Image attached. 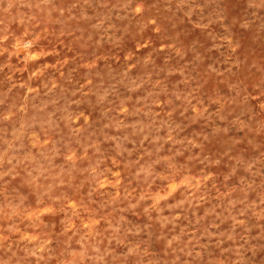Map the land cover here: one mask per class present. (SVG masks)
Wrapping results in <instances>:
<instances>
[{
    "label": "rangeland",
    "instance_id": "1",
    "mask_svg": "<svg viewBox=\"0 0 264 264\" xmlns=\"http://www.w3.org/2000/svg\"><path fill=\"white\" fill-rule=\"evenodd\" d=\"M0 264H264V0H0Z\"/></svg>",
    "mask_w": 264,
    "mask_h": 264
}]
</instances>
